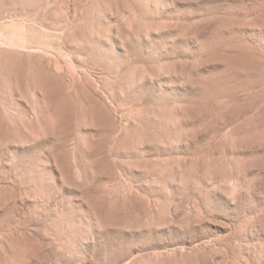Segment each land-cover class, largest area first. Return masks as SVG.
I'll return each mask as SVG.
<instances>
[{"label":"rangeland","instance_id":"rangeland-1","mask_svg":"<svg viewBox=\"0 0 264 264\" xmlns=\"http://www.w3.org/2000/svg\"><path fill=\"white\" fill-rule=\"evenodd\" d=\"M0 264H264V0H0Z\"/></svg>","mask_w":264,"mask_h":264}]
</instances>
